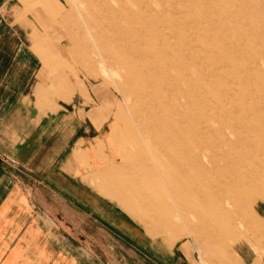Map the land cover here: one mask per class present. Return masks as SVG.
Returning a JSON list of instances; mask_svg holds the SVG:
<instances>
[{"label":"rangeland","instance_id":"rangeland-1","mask_svg":"<svg viewBox=\"0 0 264 264\" xmlns=\"http://www.w3.org/2000/svg\"><path fill=\"white\" fill-rule=\"evenodd\" d=\"M44 5L49 76L26 107L43 132L92 135L47 186L82 264H264V0ZM76 32L126 44L133 67L114 50L111 65L96 50L77 62Z\"/></svg>","mask_w":264,"mask_h":264},{"label":"crops","instance_id":"crops-1","mask_svg":"<svg viewBox=\"0 0 264 264\" xmlns=\"http://www.w3.org/2000/svg\"><path fill=\"white\" fill-rule=\"evenodd\" d=\"M3 8L10 16L0 13V264H82L79 245L67 237L64 219L48 204L49 197L59 200V195L51 196L47 186L64 182L57 169L71 155L50 172L52 161L68 151L66 146L75 152L92 135L70 132L65 138V132L36 128L26 107L27 91L49 76L42 50L46 7L44 0H0ZM35 41L40 43L36 53Z\"/></svg>","mask_w":264,"mask_h":264},{"label":"bare ground","instance_id":"bare-ground-1","mask_svg":"<svg viewBox=\"0 0 264 264\" xmlns=\"http://www.w3.org/2000/svg\"><path fill=\"white\" fill-rule=\"evenodd\" d=\"M73 1V0H72ZM83 0H81V2H82ZM86 2H87V6L88 5H90V4H93V5H96L98 8H100V10L101 11H104L105 9H106V7H108V8H110V1L111 2H114L115 4L116 3H118L119 5L121 4V3H124V2H126V1H128V0H85ZM131 2H134V4L136 3H138V2H140V0H130ZM155 1V0H154ZM188 1V0H187ZM77 2V1H76ZM74 4V3H73ZM118 5V6H119ZM75 7H76V5H75ZM107 8V9H108ZM156 9V8H155ZM107 11H109V10H107ZM76 12L77 13H80L79 12V10H78V8L76 7ZM102 14V13H101ZM78 15V14H77ZM104 15V14H103ZM119 15V14H118ZM80 17V19L82 20V22L84 23V24H86V26H88V23H87V20L86 19H84L83 18V16H79ZM146 17V16H145ZM117 19H121V20H123V21H126V20H130V18H129V15L128 14H123L122 16H120L119 18H117ZM146 19V18H145ZM151 21H153V20H151ZM118 22V21H117ZM149 23V22H148ZM74 25V24H73ZM115 30V29H114ZM69 31V30H68ZM74 31V30H73ZM109 31H113V30H109ZM113 33H114V31H113ZM116 33H117V31H116ZM212 33V32H211ZM109 35H112V34H110L109 33ZM79 34L76 32L75 34H74V42L75 43H77L78 45L80 44L81 45V47H82V53H83V56L82 57H74V59L77 61V62H80V61H82L81 60V58H83V57H85V56H88V55H90V54H93V50H96V53H97V55H98V64H100V65H102V66H105V65H111L112 64V60L115 62V60H114V58H115V55L116 56H119V57H124V56H126L125 58H122L121 59V62L123 63V64H125L124 66H125V69H127V68H131V67H133V65H131L132 63L129 61V58L127 57V55H124V51L123 50H126L127 49V45L126 44H124V45H122V47H114V48H112V50L109 48V46H107V45H105V44H101V42L99 43L98 41H99V34L97 35V34H92V33H90L89 34V36L91 37V41H92V43L91 44H93V45H90L89 46V44H87L86 42H83V43H81V41H80V39H79ZM112 37V36H111ZM115 37V36H114ZM96 42H98V44H96ZM123 43H125V41L123 42ZM114 50V51H113ZM112 51H113V53L115 54V55H113L112 54ZM131 53V55H132V57L133 58H135V59H138V60H141V59H143V54H142V52H140L138 49H135V48H133L132 49V51L130 52ZM95 54V53H94ZM161 54H163L162 52H161ZM258 54V53H257ZM164 55H166V54H164ZM91 56V55H90ZM90 58V57H89ZM91 59H92V56H91ZM90 61V60H89ZM92 62V61H91ZM129 62V63H128ZM184 62H186V61H184ZM93 63V62H92ZM117 72V71H116ZM183 72V71H182ZM254 73V72H253ZM112 74V73H111ZM254 74H256V73H254ZM116 77V76H115ZM178 80H179V78H178ZM182 80V79H181ZM246 87V86H245ZM68 88V87H67ZM254 89H255V87H254ZM68 90H70V89H68ZM244 90V89H243ZM259 95V94H258ZM202 98V97H201ZM240 100V99H239ZM243 100V99H242ZM241 100V101H242ZM206 102V101H205ZM262 103V102H261ZM238 104V103H237ZM243 104V103H242ZM255 105V104H254ZM264 105V104H263ZM262 105V106H263ZM227 107H229V106H227ZM237 107V106H236ZM240 108H242V107H240ZM251 108H252V106H251ZM137 114V113H136ZM262 114V113H261ZM130 115H132V114H130ZM262 116V115H261ZM134 117V116H133ZM264 117V116H263ZM252 118V117H251ZM139 121V120H138ZM173 125V124H172ZM166 126V125H165ZM126 128V127H125ZM124 128V129H125ZM168 128V127H167ZM140 129V128H139ZM257 132V131H256ZM256 132H254V133H256ZM260 132H264V131H260ZM164 133V132H163ZM203 133V132H202ZM205 134V133H204ZM196 135V134H195ZM176 140V139H175ZM125 141V140H124ZM210 141V140H209ZM175 142H178L177 140L175 141ZM190 142H192V141H190ZM179 143V142H178ZM245 144V143H244ZM247 144V143H246ZM133 146V145H132ZM172 146H174V145H172ZM79 147V146H78ZM195 147H197V146H195ZM166 148V147H165ZM215 148V147H214ZM238 148V147H237ZM236 148V149H237ZM137 149V148H136ZM167 149V148H166ZM216 149V148H215ZM239 149V148H238ZM200 150V149H199ZM198 150V151H199ZM127 151V150H126ZM174 151H175V149H174ZM178 151V154H180L179 153V150H177ZM129 152V151H128ZM189 152V151H188ZM191 152H189V154H190ZM196 153V152H195ZM194 153V154H195ZM177 154V153H176ZM185 154V153H184ZM188 154V153H187ZM198 154V153H197ZM202 154V153H201ZM131 155H132V153H131ZM138 155V154H137ZM172 155V154H171ZM183 155V154H182ZM182 155L180 156V157H182ZM192 155V154H191ZM188 155V156H190V157H192V156H194V158H196L195 156L196 155ZM258 155H263V152H261L260 150L258 151ZM127 159V158H126ZM182 159H184V157H182ZM172 161H173V159H171ZM193 160V159H192ZM130 161V160H129ZM187 162V161H186ZM203 162V161H202ZM126 163V162H125ZM182 163V162H181ZM197 164V163H196ZM114 167H115V165H113ZM197 166H198V164H197ZM156 169V168H155ZM110 170V169H109ZM264 173V172H263ZM200 174V173H199ZM190 175V174H189ZM171 177V176H170ZM177 177V176H176ZM189 177H192L191 175L189 176ZM172 178V177H171ZM185 179V178H184ZM190 180V179H189ZM165 181V180H164ZM207 183V182H206ZM209 183V182H208ZM178 184V183H177ZM196 184V183H195ZM189 185H190V183H189ZM183 186H185V185H183ZM185 187H187V186H185ZM180 188V187H179ZM178 188V189H179ZM201 188V187H200ZM189 189V188H188ZM131 191V190H130ZM180 192H181V190H180ZM203 192V191H202ZM143 193V192H142ZM183 193V192H182ZM173 195H174V193H173ZM179 195V194H178ZM192 195V194H191ZM191 195H189V196H191ZM123 196V195H122ZM182 196V195H181ZM174 197V196H173ZM185 198V197H184ZM187 198V197H186ZM176 199H178V198H176ZM188 199V198H187ZM194 199V198H193ZM153 200V199H152ZM172 200V199H171ZM134 201V200H133ZM135 201H136V199H135ZM168 201V200H167ZM198 200H196V202H197ZM132 202V201H131ZM136 202H138V201H136ZM195 202V201H194ZM196 204V203H195ZM198 205H200V204H198ZM197 205V206H198ZM136 206V205H135ZM141 206V205H140ZM202 206V205H201ZM205 207V206H204ZM193 208V207H192ZM245 211V210H244ZM175 213V212H174ZM175 214H177V213H175ZM186 216V215H185ZM189 216V215H188ZM199 216V215H198ZM192 217V216H191ZM199 218V217H198ZM180 219V218H179ZM189 219H190V217H189ZM188 219V220H189ZM174 220H175V218H174ZM163 221V220H162ZM180 221V220H179ZM187 221V220H186ZM185 221V222H186ZM165 222V221H164ZM175 222V221H174ZM172 223V222H171ZM210 223V222H209ZM183 224V223H182ZM179 226V225H178ZM181 226V225H180ZM183 226H185V225H183ZM182 227V226H181ZM186 227V226H185ZM175 228V227H174ZM176 228H178V227H176ZM189 228H190V226H189ZM191 229V228H190ZM171 230V229H170ZM178 230H179V228H178ZM188 230V229H187ZM190 231V230H189ZM194 231H192L191 230V233H193ZM185 233V232H184Z\"/></svg>","mask_w":264,"mask_h":264}]
</instances>
